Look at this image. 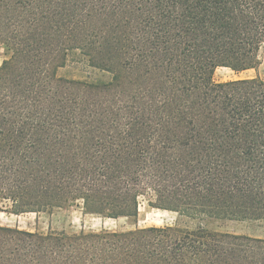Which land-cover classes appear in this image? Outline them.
<instances>
[{
	"label": "trees",
	"instance_id": "16d2710c",
	"mask_svg": "<svg viewBox=\"0 0 264 264\" xmlns=\"http://www.w3.org/2000/svg\"><path fill=\"white\" fill-rule=\"evenodd\" d=\"M0 213L138 217L174 225L68 234L0 226V264H264V0H0ZM109 73L60 77L68 53ZM187 221V222H186Z\"/></svg>",
	"mask_w": 264,
	"mask_h": 264
},
{
	"label": "rangeland",
	"instance_id": "374dc122",
	"mask_svg": "<svg viewBox=\"0 0 264 264\" xmlns=\"http://www.w3.org/2000/svg\"><path fill=\"white\" fill-rule=\"evenodd\" d=\"M10 57V52L0 45V64ZM58 76L76 81H89L95 83H106L110 81L111 75L106 72L93 70L88 67L87 59L78 50L68 53L64 67L57 71ZM260 78L264 81V51L259 54V64L255 68L234 71L231 67L218 66L213 74L216 83H224L233 80H245ZM153 198L150 194L140 197L138 217L135 221L119 218L106 219L97 216L84 215L79 202L55 209L51 212L35 214H23L16 217L13 214L0 213V222L9 225H16L20 229L34 227L40 228L41 233H61L77 234L80 232H127L136 229L162 228L174 225L188 226L193 228L196 222L187 224L179 222L177 215L173 212L156 209L152 206ZM39 219L36 222L35 217ZM187 222V221H186ZM208 229L228 232L232 234H243L264 237V223L262 222H239L226 221L206 222ZM49 227V231L47 230Z\"/></svg>",
	"mask_w": 264,
	"mask_h": 264
},
{
	"label": "crops",
	"instance_id": "0c3cea01",
	"mask_svg": "<svg viewBox=\"0 0 264 264\" xmlns=\"http://www.w3.org/2000/svg\"><path fill=\"white\" fill-rule=\"evenodd\" d=\"M83 213V212H82ZM27 214H32V213H27ZM25 215V214H24ZM85 216H86V214H84ZM16 217H20V216H18V215H15ZM35 219H36V222H37V220L39 219V216L38 217H35ZM0 226H5V227H12V228H14V227H17L16 225H9V224H6V223H1L0 222ZM20 229V228H19ZM23 230H27V231H30V232H34V231H37V232H39V230H40V228H37L35 225H34V227H31V228H27V229H23ZM48 231H49V227H48V229H47Z\"/></svg>",
	"mask_w": 264,
	"mask_h": 264
}]
</instances>
